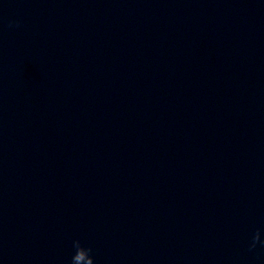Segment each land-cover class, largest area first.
Returning <instances> with one entry per match:
<instances>
[{
    "label": "water",
    "instance_id": "95a60500",
    "mask_svg": "<svg viewBox=\"0 0 264 264\" xmlns=\"http://www.w3.org/2000/svg\"><path fill=\"white\" fill-rule=\"evenodd\" d=\"M0 264H264V0H0Z\"/></svg>",
    "mask_w": 264,
    "mask_h": 264
}]
</instances>
